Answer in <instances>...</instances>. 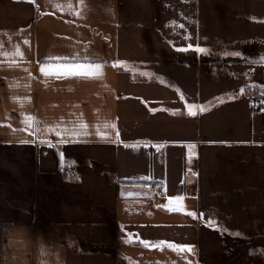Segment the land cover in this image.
<instances>
[{"label":"crops","instance_id":"obj_1","mask_svg":"<svg viewBox=\"0 0 264 264\" xmlns=\"http://www.w3.org/2000/svg\"><path fill=\"white\" fill-rule=\"evenodd\" d=\"M0 264H264V0H0Z\"/></svg>","mask_w":264,"mask_h":264},{"label":"trees","instance_id":"obj_2","mask_svg":"<svg viewBox=\"0 0 264 264\" xmlns=\"http://www.w3.org/2000/svg\"><path fill=\"white\" fill-rule=\"evenodd\" d=\"M258 89L257 87H247L246 90L250 91L251 95L255 96V98H258Z\"/></svg>","mask_w":264,"mask_h":264},{"label":"built area","instance_id":"obj_3","mask_svg":"<svg viewBox=\"0 0 264 264\" xmlns=\"http://www.w3.org/2000/svg\"><path fill=\"white\" fill-rule=\"evenodd\" d=\"M258 103H262V101H258ZM59 171L63 172V171H64V168H63V167H60V168H59ZM69 171H70V172H73V171H74V168L71 167ZM159 194H161V192H159Z\"/></svg>","mask_w":264,"mask_h":264},{"label":"rangeland","instance_id":"obj_4","mask_svg":"<svg viewBox=\"0 0 264 264\" xmlns=\"http://www.w3.org/2000/svg\"><path fill=\"white\" fill-rule=\"evenodd\" d=\"M61 167H63V166H61ZM63 168H64V171H66V170H65L66 168H65V167H63ZM69 168H70V167H69ZM64 171H63V172H64Z\"/></svg>","mask_w":264,"mask_h":264}]
</instances>
